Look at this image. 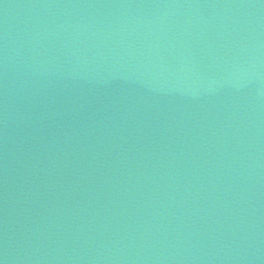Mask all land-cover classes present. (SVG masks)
<instances>
[{
	"label": "water",
	"instance_id": "95a60500",
	"mask_svg": "<svg viewBox=\"0 0 264 264\" xmlns=\"http://www.w3.org/2000/svg\"><path fill=\"white\" fill-rule=\"evenodd\" d=\"M0 264H264V0H0Z\"/></svg>",
	"mask_w": 264,
	"mask_h": 264
}]
</instances>
